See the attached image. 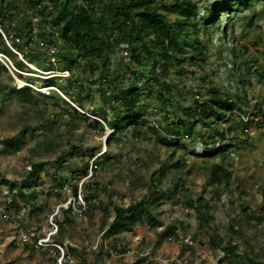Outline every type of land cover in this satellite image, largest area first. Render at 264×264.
<instances>
[{"label": "rangeland", "instance_id": "rangeland-1", "mask_svg": "<svg viewBox=\"0 0 264 264\" xmlns=\"http://www.w3.org/2000/svg\"><path fill=\"white\" fill-rule=\"evenodd\" d=\"M9 1L0 5L4 9L0 20L11 25L10 34L16 37L21 32L20 43L43 65L49 66L52 57L59 65L58 52L68 50L64 49L60 32L52 22L54 14H48L56 8L51 6L40 15L26 0H13V9L7 7ZM70 1L71 7L86 3ZM194 1L199 5L200 27L204 26L203 16L211 6L223 1L229 3L228 0ZM104 5L102 1L97 3L100 9ZM11 13L12 20L8 17ZM166 13L173 20L177 12L172 8ZM203 33L202 30V36ZM6 42L10 44L11 40L7 38ZM205 44L208 49L200 66L186 61L185 74L179 75L174 69L161 76L173 84L175 97L169 101L171 104L159 100L160 87L156 82L145 84V76L137 80L142 92L138 113L144 116L143 128L136 131L134 125H128L118 134L121 139L111 145H107V138L113 128L108 122L105 133H100L74 113V108L92 117H96L95 112H106L110 121L115 116L111 105L119 109L117 115L124 113L113 87L104 88L100 83V76L107 71L100 61L99 69L91 73L85 59L78 58L81 66L70 90L82 97L81 106L59 86L49 87L41 80H33L62 76L58 82L69 87L68 71H44L15 50L16 59H22L33 71H19L22 75L18 76L14 73L18 70L13 59L0 53V63L14 77L11 80L0 70V80L9 87L28 84L36 90L32 102L8 97L4 103L0 99V140L16 134L22 138L16 149L0 144V264H82L83 259L94 262L98 257L105 264H131L139 260L140 264H243L212 246V232H218L225 242L236 243L240 252L264 263V117L253 116L250 122L255 103L264 106V1L256 0L251 6L242 3L235 11L222 15L220 27L213 29L209 38L205 37ZM110 57V78L118 76L119 86L133 82L136 64H132L125 45H116ZM149 69V62L142 65L145 74ZM203 76L208 78L205 86L201 83ZM212 84L233 98L240 88L247 93L248 102L244 103L247 113L236 111L221 122L220 129L227 128L229 140L234 142L231 149L217 157L206 155L202 135H209L211 128L202 122L196 125L193 136L183 133L182 143H163L150 124L160 120L164 127L169 126L175 119L176 107L192 104L191 91H204ZM38 90L41 92L37 93ZM166 113L170 114L168 121L163 118ZM48 125L53 129L46 131ZM164 134L170 133L164 131ZM236 136L240 139H235ZM100 145L102 151L91 156L89 149ZM100 155L110 156L108 167H98L91 173L92 162ZM38 161H43L45 166L37 177L25 181L32 163ZM177 161L184 166L173 167ZM86 162L90 163L89 175L82 177ZM213 169L229 176L228 184L212 183ZM5 180L17 183L15 194ZM86 183L96 190L97 197H92L93 191L86 192ZM76 184L78 196L73 193ZM20 188L26 198L18 194ZM200 196L209 200V227L187 205L189 200ZM141 199L156 204L160 223L144 216L132 227L110 233L114 206H128ZM81 204L86 205L82 213L75 210ZM69 207L73 212H64ZM246 212L260 216V222L247 221ZM65 217L71 221L65 222L63 243H55L54 236L60 235L59 221ZM170 225L176 227V232L161 235ZM232 225L237 233L231 231Z\"/></svg>", "mask_w": 264, "mask_h": 264}, {"label": "trees", "instance_id": "trees-1", "mask_svg": "<svg viewBox=\"0 0 264 264\" xmlns=\"http://www.w3.org/2000/svg\"><path fill=\"white\" fill-rule=\"evenodd\" d=\"M7 0H0V5H5ZM86 3L77 4L73 7L70 6V0H26V2L37 10V13L43 15L51 6L56 8L55 11H49L48 14L53 15V24L60 32L64 45V49L68 51H59L60 55L59 65H56L52 58H50L49 66L43 65L38 59L31 57L28 53L29 50H25L19 41L20 32L17 36H11L10 24H4L0 20V27L5 33L11 43L6 42L3 32L0 30V53L10 57L14 61V66L18 71L14 73L16 75H22V72H33L32 69L22 60L16 59L17 53L15 50L23 53L24 58L29 63H37L39 68L44 71H68L69 76L67 80L69 87L61 85L58 80L62 76H49L45 78H33L36 81H43L45 86H59V89L66 95L75 97V100L82 106L83 99L77 94H73L70 90L72 81L75 77L77 69L81 66L78 62L79 56H82L86 65L91 73H96L99 69L98 62L100 61L102 67L107 69L103 71L100 76V83L102 87H113L119 107L124 109V113L117 115L119 111L115 106L111 105L115 110V116L110 121L109 115L106 112H95L93 115L96 117L88 116L81 113L74 108L76 118H79L89 125H93L100 131L105 133V127L107 122L113 128V131L108 134L107 145H111L113 141L120 140L118 136L128 125H134L136 131H140L143 128L141 121H143V115L138 113V108L141 106L142 92L138 85L137 80L147 77L145 84L153 85L156 82L160 90L157 97L164 104H167L172 98L175 97L173 84L164 80L161 76H164L176 70L179 75H183L188 72L185 63H195L201 65L205 59V55L208 49V45L205 44V37L209 38L213 32V29L220 27L222 23V15L229 14L236 10L239 4H245V6H251L256 0H228L220 2L211 6L207 15L203 16L205 24L200 27L199 18V5L194 0H85ZM104 2L105 5L102 9L97 6L98 2ZM264 1V0H261ZM47 2V3H46ZM15 2L10 0L7 7L13 9ZM176 10V17L172 20L169 18L166 10ZM9 11V10H7ZM4 14V9H0V16ZM12 20V13L8 16ZM203 30V35L201 31ZM125 45V49L130 56L132 64H136L133 67L134 81L127 86L117 85L118 76L111 77L110 61L111 51L116 45ZM149 62L150 69L145 74L142 70V65ZM0 70L6 72L11 80L14 77L7 70L6 66L0 63ZM0 71V76L2 72ZM147 75V76H146ZM62 79V78H61ZM207 77H202V86H205ZM241 81L244 83L245 79ZM33 84V83H32ZM106 90V89H105ZM120 90V91H118ZM41 91H37L40 93ZM36 90L30 85L26 84L20 87H9L3 80H0V99L5 103L8 97H17L23 102H32L35 99ZM152 93V91H150ZM194 96L192 104L188 106H179L174 109L175 119L172 120L169 126L164 127L162 121H154L150 124V128L154 133L159 135V139L167 144H180L183 141V133L187 137L193 136L195 127L199 122H202L205 126L211 128L209 135H202L206 147V155L210 157H217L219 154L227 152L231 149L233 141H230L227 128L220 129L221 122L231 113L239 111L242 115L247 113V109L244 107V103L248 102L247 93L244 88H240L234 98L223 94L217 86L210 85L208 89L204 91H191ZM44 94V93H43ZM47 97V95H45ZM247 101V102H246ZM67 105L69 103L65 101ZM171 104V102H169ZM256 108L253 111L250 122H253V116L261 115L264 117L263 103H255ZM214 117L213 120H210ZM165 121H168L170 114L163 115ZM110 121V122H109ZM145 123V122H144ZM53 129L52 125H48L46 131ZM247 127L244 128L246 131ZM164 131H168L169 135L164 134ZM240 139V137H235ZM22 138L18 134L4 137L0 140V144H3L9 149H16L21 145ZM91 156H95L96 153L102 151L101 145L95 148H91ZM107 152L105 150L103 153ZM173 157V156H172ZM110 156L102 157L97 156L93 163L97 164V167H92V171L98 167L107 168ZM45 166L43 161L33 162L28 174L25 177V181H31L38 176L39 171ZM90 163L86 162L81 172L82 177L89 175ZM180 161L173 164V167H183ZM182 181V178L178 179ZM6 181V180H5ZM212 183L216 184H228L229 176H223L218 169H213L211 175ZM10 191L15 194V189L18 187L17 183L8 182ZM154 183V182H153ZM86 192H92V197H97L96 190L91 188L90 183L85 184ZM17 193V192H16ZM73 193L75 196L79 194V185L73 186ZM18 194L24 198L27 197L25 192L20 188ZM16 196V195H15ZM209 200L200 196L197 200H189L188 206L195 209L198 213L203 224L210 226L209 221L211 216L208 215L207 208L209 207ZM156 204L148 202L144 199L137 200L128 206H114V217L111 221L108 231L114 233L120 228L132 227L136 222L143 219L146 216L149 220L159 224L155 212ZM64 212H73L69 207L64 209ZM206 215H208L206 217ZM247 221L249 219L260 222L261 217L247 213ZM69 217H65L63 221H59L58 231L59 236H54L55 243H63V234L65 230V222H70ZM231 231L237 233L234 225L230 227ZM176 232L174 225L167 226L161 235L169 236ZM210 242L214 248H221L226 254L235 257L243 264H264L255 257L250 256L247 253L239 251V246L236 243L225 242L218 232H212L210 234ZM55 246V245H54ZM125 251V250H121ZM141 260L133 262L131 264H140ZM66 264H68L66 262ZM82 264H105L104 260L98 257L94 262H88L86 259L82 260Z\"/></svg>", "mask_w": 264, "mask_h": 264}, {"label": "built area", "instance_id": "built-area-1", "mask_svg": "<svg viewBox=\"0 0 264 264\" xmlns=\"http://www.w3.org/2000/svg\"><path fill=\"white\" fill-rule=\"evenodd\" d=\"M0 30L2 31V29H1V27H0ZM3 32V31H2ZM3 34H4V36H5V38H7V36L5 35V33L3 32ZM12 37H13V35H11ZM93 166H95V167H97V164H94L93 162H92V166H91V173L93 172L92 171V167ZM75 210L76 211H78V212H83V211H85L86 210V205L85 204H81L80 205V209H78L77 207H75ZM41 240V239H40Z\"/></svg>", "mask_w": 264, "mask_h": 264}]
</instances>
